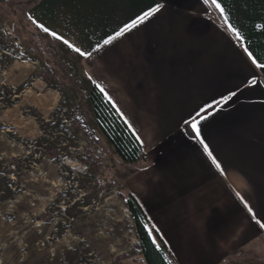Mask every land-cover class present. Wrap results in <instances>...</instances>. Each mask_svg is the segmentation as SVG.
I'll return each instance as SVG.
<instances>
[{"label":"crops","instance_id":"1","mask_svg":"<svg viewBox=\"0 0 264 264\" xmlns=\"http://www.w3.org/2000/svg\"><path fill=\"white\" fill-rule=\"evenodd\" d=\"M12 1L5 23L87 53L84 76L141 146L130 193L173 264H264V0H217L225 16L211 0Z\"/></svg>","mask_w":264,"mask_h":264},{"label":"rangeland","instance_id":"2","mask_svg":"<svg viewBox=\"0 0 264 264\" xmlns=\"http://www.w3.org/2000/svg\"><path fill=\"white\" fill-rule=\"evenodd\" d=\"M5 2L0 264H146L120 198L146 163L123 161L100 131L78 52L28 23H5Z\"/></svg>","mask_w":264,"mask_h":264},{"label":"trees","instance_id":"3","mask_svg":"<svg viewBox=\"0 0 264 264\" xmlns=\"http://www.w3.org/2000/svg\"><path fill=\"white\" fill-rule=\"evenodd\" d=\"M90 101L97 126L117 155L123 161L130 163L145 160L141 146L127 124L116 113L105 96L93 85L90 89ZM120 198L134 222L138 239L137 247L146 264H173L170 250L153 228L134 196L131 193L120 194Z\"/></svg>","mask_w":264,"mask_h":264},{"label":"snow or ice","instance_id":"4","mask_svg":"<svg viewBox=\"0 0 264 264\" xmlns=\"http://www.w3.org/2000/svg\"><path fill=\"white\" fill-rule=\"evenodd\" d=\"M205 2H207V0H205ZM211 3L215 6V8L220 12L221 16H225V12H224V9L221 7L220 3L217 2V0H211ZM156 11V9H153L152 11L150 12H146L144 13V15L142 17H140L137 21H134L131 25H127L125 28L121 29L120 32H117L116 33V36H121L123 35L125 32H127L128 30H130L131 28H134L136 26L137 23H140V22H143L144 20H146L149 16L152 15V13ZM225 23L227 24L228 21H227V17H225ZM229 28L231 31L235 32L236 30L234 28L231 27V25H229ZM45 32H48V29L47 28H44L43 29ZM52 35L57 38V39H60V37H58L56 35V33H52ZM237 36H239V34L237 33ZM64 43H68L67 41H64ZM105 44H109L110 43V40H105L104 41ZM70 48L72 47V45H68ZM76 52H78L80 55L84 56V55H87V53H83L80 51V49H75ZM247 51V50H246ZM249 58L251 59L252 58V54L249 53ZM252 63L254 65H256L257 67L261 68V69H264V64H257L256 60L255 59H252ZM252 83H255V81H252ZM101 91H103V89H101ZM210 107V106H209ZM204 109H201V112H203ZM197 116L200 117V120L204 119L205 117L201 116L200 113H197ZM198 124H199V120H196L194 119L193 122L191 123V128H192V131L195 132L197 134V136L199 137V128H198ZM201 143H203V141H201ZM205 152H208V148L207 146L205 145V148H204ZM213 163L216 164V167L219 168L220 165L218 163H216L215 160H213ZM261 227H264V224H261Z\"/></svg>","mask_w":264,"mask_h":264}]
</instances>
